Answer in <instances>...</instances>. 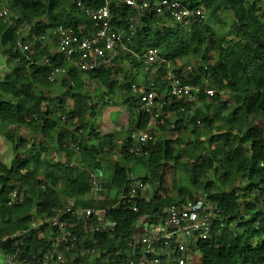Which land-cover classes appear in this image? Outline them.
<instances>
[{
	"label": "trees",
	"instance_id": "16d2710c",
	"mask_svg": "<svg viewBox=\"0 0 264 264\" xmlns=\"http://www.w3.org/2000/svg\"><path fill=\"white\" fill-rule=\"evenodd\" d=\"M89 1L104 5V0ZM178 1L191 8L204 5L207 18L186 28L168 14L114 5L113 25L125 31V43L137 54L160 48L183 84L213 87L229 99L219 93L167 97L163 115L151 128L156 139L138 154L124 153L118 163L112 160L115 150L130 145L133 131L149 127L150 116L137 114V97L131 88L139 70L146 68L143 60L117 49L112 65L84 73L73 59L55 52L53 42V31L61 25L77 31L86 23L85 33L93 32L92 19L76 0L8 2L9 16L0 15V56L14 67L0 79V130L13 145L15 155L11 166L0 159V255L12 254L30 264H88L95 253V264H118L137 245L133 236L141 216L154 220L171 203L204 197L217 205L219 220L225 226L220 234L197 243L203 263L264 264V0ZM228 11L233 20L228 32L221 35L212 22L226 27L221 15ZM12 21L28 23L31 35L22 37L25 41L34 34H44L47 42L35 41L25 56L18 48L19 36ZM184 57L191 59L180 66ZM47 58H51L50 64L45 63ZM55 67L67 72L52 79ZM168 70L160 67L148 77L146 87L167 90L171 85L166 78ZM93 81L108 88L102 94L105 100L120 87L124 101L133 115L137 114L119 128L121 131L102 134L90 120L97 108L94 96L99 95L92 94L96 88L92 92L86 88ZM167 130L178 136L168 137ZM187 131L194 136L182 138ZM56 153L61 157L55 158ZM66 154L68 157L62 159ZM170 163L187 171L195 192L179 186L178 194L166 197L127 198L124 202L119 195L110 196L114 188L129 189L120 164L133 171L137 166L143 168L145 175L138 177L151 186H162L164 166ZM99 168L113 170L116 177L104 181L94 197L90 174ZM15 189L23 200L9 206ZM66 204L105 208L117 225L96 234L79 225L75 246L61 242L57 248L58 230L51 232L46 226L35 225ZM23 230L28 232L9 238ZM61 250L63 260L57 258ZM51 252L56 253L54 258L47 257Z\"/></svg>",
	"mask_w": 264,
	"mask_h": 264
},
{
	"label": "built area",
	"instance_id": "2783aa9c",
	"mask_svg": "<svg viewBox=\"0 0 264 264\" xmlns=\"http://www.w3.org/2000/svg\"><path fill=\"white\" fill-rule=\"evenodd\" d=\"M9 1L0 0V15L3 17L9 16ZM76 3L85 15L92 19L93 32L85 33L88 27L86 23H81L77 31L61 25L53 31V42L59 50L56 52L65 55L68 59H73L77 69L89 73L110 66L117 54V49L132 52L143 60L150 72L156 73L162 66L169 68L166 78L171 81V85L163 92L148 89L146 83L135 82L132 84V91L137 97L138 107L136 112L137 114L141 112L149 114V127L143 130H135L130 134L128 142L130 145L125 149L120 147L115 150L112 158L114 163H118L121 156L126 152L129 154L140 153L143 146L156 139L151 128L156 120L163 115L167 97L194 98L203 93L208 96H215L218 93L222 97L224 96L223 91H218L213 87L183 84L171 69V60L163 55L160 48H150L143 54H137L125 43V31L115 28L113 25L112 8L116 5L118 7L130 6L142 12L168 14L178 25L191 28L197 20L207 18V9L204 5L191 8L178 0H104L102 6H96L89 0H76ZM135 20L132 19V21ZM12 24L16 26V33L19 36L18 48L25 56L34 46L35 41L47 42V37L44 34H34L31 36L32 39L25 41L22 37L31 35L28 23L26 21L20 23L12 21ZM131 27L134 28L133 24ZM45 63L50 64L51 58H47ZM66 72L65 68L55 67L51 78L54 79L56 75L65 74ZM71 84L73 85L74 82L71 81ZM92 85L96 86L97 82L93 81ZM125 127L127 128V125ZM120 165L125 167L124 164ZM124 173L129 189L123 188L118 192L120 199L124 202L127 198L131 200L136 197L150 199L146 196L150 184L145 183L143 179L136 175L135 171L128 167L125 168ZM90 176L93 184L92 190L95 197H97L103 183L96 181L95 172H91ZM22 200L21 193L18 189H15L9 197L8 205L11 206ZM134 209L137 210V208ZM219 216L217 205L208 202L204 197L197 200L188 198L181 202L171 203L154 220L148 215L141 216L133 236L137 245H133V250L118 264H204L202 261L203 254L197 247V243L221 233V228L225 224L219 220ZM82 220H84L83 223ZM79 225L83 226V229L88 233L96 234L111 230L117 223L107 216L105 208L66 204L54 215L41 218L35 227L46 226L51 232H54L55 229L58 230L59 234L55 238V244L59 248L61 242L69 246H75L77 240L76 230ZM27 232L28 230L17 231L9 238L14 239ZM57 254V258L63 260L62 250ZM0 256L4 260L3 264H30L25 261H18L12 254ZM55 256L56 253L51 252L47 257L54 258ZM95 258L96 254L92 253L88 264H95Z\"/></svg>",
	"mask_w": 264,
	"mask_h": 264
},
{
	"label": "rangeland",
	"instance_id": "374dc122",
	"mask_svg": "<svg viewBox=\"0 0 264 264\" xmlns=\"http://www.w3.org/2000/svg\"><path fill=\"white\" fill-rule=\"evenodd\" d=\"M222 20H224V22L227 24L226 27H221L218 21H213L212 24L213 26L216 28V30L221 34V35H225L228 32V26L231 24L232 20H233V15L231 12H224L221 15ZM54 51H59L58 47L54 48ZM193 58V57H192ZM188 57H184L180 60V66H185L186 63L189 62ZM194 59V58H193ZM195 60L191 61L190 64H194ZM186 62V63H185ZM194 62V63H193ZM185 63V64H184ZM125 65V68H129V63L127 61H124L123 63ZM73 65V64H72ZM74 66V65H73ZM13 62L7 61L6 58H4L3 56H0V79H4L6 76H8V74L12 73L13 70ZM147 70V68H143L141 70H139L138 72V77H137V82H142L145 83L148 79V77H152L153 76V72H150ZM91 85V83H90ZM97 86V85H96ZM94 87V85L92 86H88L86 88H88L90 90V92H92V89H95L94 93H98V96H94V102L97 105L96 108V114L94 116H92V118H90V120L92 119V123L94 124V126L102 131H108L110 129L113 130H118L121 131V129H118L117 126L115 125V123L118 122H126L127 120H124L125 118L128 117H137V114L132 113V109L130 108V105L128 103H126L124 101V97L121 94V88L118 89V91L112 95H109V97H106L107 100H111L110 102L107 103V100H105L102 97V94L104 91L108 90L107 87L105 86H101V87ZM54 93L56 94V90H54ZM63 93V92H62ZM61 95V94H59ZM7 98H10L8 95H4ZM228 94L224 93V96L222 98L224 99H229L228 98ZM106 101V102H105ZM230 102L232 104V107H234L235 103L234 100L230 99ZM128 122V121H127ZM126 122V123H127ZM125 123V124H126ZM163 124V122L161 123ZM159 132H157V134H159ZM123 135V133H121ZM165 134L168 137H176L178 136L175 131H171V130H167L165 132ZM192 135V133L190 131L184 132L182 133V138H189ZM194 136V135H192ZM206 139L202 140V144L203 146L206 144ZM0 159L3 163H5L7 166H11V164L13 163L14 160V148L13 145L8 142L7 140H5L2 136H1V130H0ZM55 158H60V155H54ZM65 157H68V155L66 154V156L64 155L62 157V159H64ZM187 159H185L186 161ZM164 172H165V178H164V183L162 184V186L160 185H156V186H151L148 189V192L146 193V196H148L149 198H152L155 195L161 196V197H166V196H170V195H176L178 194V190L177 187L179 186H183V187H187L190 190L194 191V188L191 184V181L189 179V175L187 173L186 170H183L181 168L176 167L174 164L170 163L164 166ZM135 173L137 176H143L145 175V170L139 166H137L135 168ZM95 175H96V181L97 182H101L102 183L104 181H106L108 178H111V175H113V170L111 169H107V168H102V169H97L95 171ZM124 176L125 173H124ZM212 177L215 179L216 176L214 174H212ZM218 184H221V182L218 181ZM202 191L198 192L199 195L201 194ZM117 196V192L112 193V197H116ZM95 197V195H94ZM199 259V257H197ZM4 260L3 258H1L0 256V264H3Z\"/></svg>",
	"mask_w": 264,
	"mask_h": 264
},
{
	"label": "crops",
	"instance_id": "0c3cea01",
	"mask_svg": "<svg viewBox=\"0 0 264 264\" xmlns=\"http://www.w3.org/2000/svg\"><path fill=\"white\" fill-rule=\"evenodd\" d=\"M5 58H6V57H5ZM119 88H120V87H119ZM119 88H117V91H118ZM95 114H96V113H95ZM130 118H131V117H128V116H127V118H125L124 120H127V121L129 122V121H130ZM127 121H126V122H127ZM126 122H121V123L118 122V123H115V125H116L117 128L119 129V128H120L121 126H123ZM94 127H95V126H94ZM95 128H96V127H95ZM96 129H97L98 131H100L102 134H110V133H114V132L118 131V130H113V129H110V130H108V131H102V130H100V129H98V128H96ZM120 167H121V169H122L124 172H125V168H127V167L130 168L128 165H125V167H123V166L120 165ZM113 177H116V173H115L114 171H113V175H111V178H113ZM114 180H116V178H114L113 181H114ZM101 182H102V181H101ZM119 191H120V190H119ZM119 191H118V189L114 188L113 190L110 191V196L112 197V193H114V192H117V195H119V193H118Z\"/></svg>",
	"mask_w": 264,
	"mask_h": 264
}]
</instances>
